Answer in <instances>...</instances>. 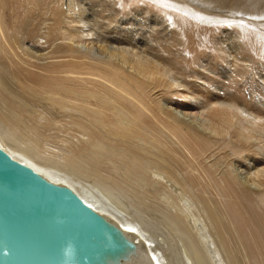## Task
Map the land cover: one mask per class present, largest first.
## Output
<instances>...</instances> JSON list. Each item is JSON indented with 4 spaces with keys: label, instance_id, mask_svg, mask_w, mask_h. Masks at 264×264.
Returning <instances> with one entry per match:
<instances>
[{
    "label": "bare ground",
    "instance_id": "bare-ground-1",
    "mask_svg": "<svg viewBox=\"0 0 264 264\" xmlns=\"http://www.w3.org/2000/svg\"><path fill=\"white\" fill-rule=\"evenodd\" d=\"M263 17L264 0H0V264H70L60 223L117 264H175L163 226L187 264H264Z\"/></svg>",
    "mask_w": 264,
    "mask_h": 264
},
{
    "label": "rangeland",
    "instance_id": "rangeland-1",
    "mask_svg": "<svg viewBox=\"0 0 264 264\" xmlns=\"http://www.w3.org/2000/svg\"><path fill=\"white\" fill-rule=\"evenodd\" d=\"M82 1H85V2H87L88 3V1L89 0H82ZM147 4H150L151 6H152V8H155V9H157V8H159V6L158 5H155V4H153V3H151V2H149V3H143V4H140V6H139V8H137V13H139L140 14V12H141V10H142V8H144ZM214 6V4L211 6V7H213ZM135 9V8H134ZM217 14H221V13H218L217 12ZM227 14H231V13H227ZM232 15V14H231ZM167 18V20H168V16L166 17ZM172 22H173V20H172V18L169 20V23H170V25L171 26H173L172 25ZM263 22H264V17H263ZM115 23L118 25L119 23H120V20H117V19H115ZM210 27H211V25H210ZM209 27V28H210ZM213 27V26H212ZM214 27H217V26H214ZM214 27H213V29H214ZM229 29H230V31H232V28L233 27H231L230 28V26L228 27ZM212 30V28L210 29V31L207 33V35H203L202 37L200 36L199 37V39H202L203 41H204V43L205 44H207V46H208V50L209 51H212V50H214V43H212V38H218V39H223L224 40V38H222V32L221 31H219V32H221L220 34H219V32H218V29H216L215 28V30H213V31H211ZM235 30V29H234ZM241 30V29H240ZM215 32V33H214ZM221 35V36H220ZM205 36L207 37V39L205 38ZM220 37V38H219ZM211 38V39H210ZM30 41L31 40H26V42H28L29 44H32V43H30ZM42 42H45V40H43L42 39ZM211 42V43H210ZM35 43V42H34ZM209 44H211V45H209ZM225 44L226 45H228L229 44V42H225ZM247 45V46H246ZM43 46H47L46 44L45 45H43ZM211 46V47H210ZM245 46L247 47V48H249V46H248V43H246L245 44ZM259 46H261V44H259L258 45V47ZM210 48V49H209ZM212 49V50H211ZM250 49L253 51V53H254V56H256V66H257V71H258V74H260V76H262L261 78H264V51H263V54H260V56L259 55H257V51H255V49L257 50V46H253V45H251L250 46ZM188 56V55H187ZM261 58V59H260ZM263 58V59H262ZM258 60H260V61H258ZM256 87H257V90H259V91H261V88L258 86V85H255ZM62 135V132H61V129L57 126V125H54L53 127H52V132H51V136H53V138H60V136ZM60 142H61V140H53L52 141V144L54 145H58L59 146V144H60ZM4 185V187L2 186L1 187V190H2V192L4 191L5 193H6V190H8V188H7V184H3ZM4 188V189H3ZM6 188V189H5ZM4 193V194H5ZM0 198L1 199H4V200H6V201H8V202H13V200L11 199V198H9L8 196H6V195H1L0 194ZM15 199V198H14ZM16 201V200H15ZM179 202V201H178ZM180 203H182L181 201L179 202V204ZM83 205H86L85 203L83 204ZM180 205H183V204H180ZM13 211L15 212V209H13ZM156 214V213H155ZM160 217H161V214H160V212L159 213H157ZM64 217H62V219H63ZM64 219H66V218H64ZM64 219H63V222H65L64 221ZM56 220H57V222H60L61 221V217H56ZM35 223V222H34ZM62 225H63V223H62ZM61 225V223H60V226H59V232L60 233H63L62 235H64V239H66L65 241H64V244H69V245H67L68 246V251H70L71 252V255L69 256V258L70 259H72V261H74V262H77V260H76V258H78V260L81 262H83L84 263V261H85V264L87 263V264H111V262H112V264H117V263H115L116 262V260L114 261H110L109 259H108V256H110L109 254H107L106 253V256L104 257L103 255H105V252H104V254H103V252H101L102 251V248H101V246H100V244H97L96 243V245L94 246V245H91V244H88V246H87V244H82L83 242V239H82V237L83 236H81V234H82V232H83V230H82V228L81 227H79V226H77L76 228H75V230L73 229V227L71 228V226L70 227H68V228H65L64 226H62ZM34 226H35V224H34ZM162 227V226H161ZM71 228V229H70ZM168 228V229H167ZM65 229V230H64ZM74 231H73V230ZM166 229L168 230V233L170 234H167V232H166ZM170 229H171V227H162V231H164L165 233H166V240L168 241V246H169V248H170V250L172 251V249H173V251H176V252H172V253H174V254H171V259H173L174 261L176 260V262H175V264L176 263H180L179 261H181L182 262V259L184 260V262H185V264H187V260H185V258H186V253H185V249H184V247L182 248V245H184L186 242H184V240H183V236L181 237V239L183 240H181L179 237H175L174 236V232L173 231H170ZM171 230H173V229H171ZM175 231V230H174ZM45 232V231H44ZM86 232V231H85ZM90 231L88 230L87 232H86V234L89 236L90 235V233H89ZM165 233H164V235H165ZM174 233V234H173ZM80 234V235H79ZM101 234V231H93L92 232V235H94V238L93 239H97V237L99 238V235ZM169 235V236H168ZM40 237H42L43 239H45V242L47 243L48 242V239H46V237H47V235L44 233V234H41V235H39ZM177 238H179V240L177 239ZM162 239V237H159V240H161ZM174 239H175V241H174ZM182 241V243H180L181 241ZM77 242V243H76ZM170 243V244H169ZM51 245V244H50ZM79 245H81V246H79ZM103 245V244H102ZM154 245V244H153ZM46 246H48V244L46 245ZM80 247V249H79V251H83L84 252V254L81 252H79V255H77V253H78V250L76 249V248H79ZM167 246V247H168ZM174 246V247H173ZM180 249V250H176V249ZM182 248V249H181ZM75 249H76V252H74L75 251ZM184 249V250H183ZM86 250V251H85ZM183 250V251H182ZM73 251V252H72ZM169 251V250H168ZM170 251V252H171ZM179 251V252H178ZM189 251V250H188ZM91 252V253H90ZM184 252V253H183ZM33 253V252H32ZM75 254L74 256H76L77 255V257H74L72 254ZM124 253V252H123ZM178 253V254H177ZM183 253V254H182ZM190 253V252H189ZM80 254H81V256H83V257H85L84 258V260H83V258H80ZM92 254V255H91ZM97 254V255H96ZM100 254V255H99ZM115 254H118V252L116 253H114L113 255H114V258H116V257H118V256H116L115 257ZM120 254V253H119ZM121 254H122V252H121ZM99 255V256H98ZM123 255H126V254H122V255H119V256H123ZM176 255V256H175ZM178 255H179V257L181 258V260H180V258H178ZM79 256V257H78ZM98 256V257H97ZM40 259V258H39ZM87 261H86V260ZM117 259V258H116ZM104 260V261H103ZM106 260V261H105ZM178 260V261H177ZM72 261H71V263H72ZM91 261V262H90ZM73 262V264H76V263H74ZM173 262V261H172ZM70 263V264H71ZM133 264V263H132ZM173 264H174V262H173Z\"/></svg>",
    "mask_w": 264,
    "mask_h": 264
},
{
    "label": "water",
    "instance_id": "water-1",
    "mask_svg": "<svg viewBox=\"0 0 264 264\" xmlns=\"http://www.w3.org/2000/svg\"><path fill=\"white\" fill-rule=\"evenodd\" d=\"M3 156H5L3 153H2V154H0V159H2V157H3ZM46 254H48V256L50 257V255H51V252H50V250H48Z\"/></svg>",
    "mask_w": 264,
    "mask_h": 264
}]
</instances>
